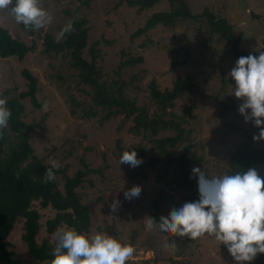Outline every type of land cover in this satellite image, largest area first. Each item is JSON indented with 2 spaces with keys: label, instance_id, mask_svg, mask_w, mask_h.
Instances as JSON below:
<instances>
[{
  "label": "rangeland",
  "instance_id": "1",
  "mask_svg": "<svg viewBox=\"0 0 264 264\" xmlns=\"http://www.w3.org/2000/svg\"><path fill=\"white\" fill-rule=\"evenodd\" d=\"M118 1L43 0V7L53 16V21L31 32L17 24L8 11L0 12V23L12 36L28 44L35 42L22 59L15 55L0 56V94L8 97L27 86V79L21 73L23 67L36 74V97L44 100V103L48 102L47 110H44V104L34 106L28 96L21 99L24 103L23 120L35 125L29 132L34 152L46 167L51 166L50 159L59 161L62 165L60 168L69 175L78 168H84L82 160L87 163L89 170L77 189L81 193V200L89 205L92 230L88 235L107 233L124 244L133 245L136 251L127 264H174L169 258L178 259L182 264H237L227 247L207 234L192 240L159 231L158 228L151 231L146 229L144 218L150 216L149 212L153 210L151 199L158 192L162 196L159 199L161 216H168L174 208L173 202H177L179 208L186 203L181 196L185 190L181 187L171 188L178 176L172 167L165 176L158 177L157 168L149 164L142 168L145 175L132 176L136 168L120 165L122 147L140 144L145 146L148 153H153L154 149L148 141L151 135L133 132L130 128L133 123L131 117L125 118L122 114L102 119L101 115L106 109L101 107L97 118L87 114L81 116L78 114L79 106H76L77 113L72 114L71 99H76L85 109L88 104L94 103L90 98V89L87 88V92V86L80 81L77 68L70 64L68 55L42 51V40L46 32H51L54 38H63L59 28L71 23L73 17L86 15L89 29L83 55L89 57L88 46L98 39V61L105 79L110 81L113 77L112 68L119 62L121 50H124V57L143 56V61L125 67L121 72V77L132 89L138 88L140 103L149 100L151 78L156 79L160 88H166L171 86L176 73H191L199 89L207 95L182 92L174 100L173 118L180 120L189 133L187 140L178 144L177 150L190 142L191 150L202 156L201 164H194V167L201 168L209 177L223 176L227 175L226 157L240 140H250L252 144L264 147V141L253 140L260 129L253 122L246 123L238 111L243 101L234 95L235 81L229 75L237 58L229 51L226 42L216 35L206 42L212 44L208 50H201L199 55L196 51V55H191L192 59L188 58L187 62L182 60V56L187 47L196 50L202 46L194 39L195 34H200L202 38L207 36L203 10L225 15L236 32L242 30L240 47L248 53L258 50L262 45L264 24L252 17L250 11H257L264 19V0H186L192 12L203 13L200 19H187L172 27L159 23L133 39H129L130 32L141 26L152 11L169 9L170 5L166 0H159L151 7L137 11L136 6L124 1L118 7ZM199 25L202 27L198 32ZM175 48H178L177 52ZM131 74L136 77L131 78ZM183 107H190L189 112H184ZM148 110L153 113L156 107L151 106ZM170 116L169 112L164 114V117ZM167 133L173 134L174 130L168 126L161 129L158 135ZM156 166H161V162ZM97 167L101 168V172L95 171ZM55 177L62 187L63 174L55 173ZM192 177L198 185V177L193 174ZM133 186L142 188L140 196L125 199L124 192ZM98 196L101 197L97 199ZM117 199L121 202L120 207L112 212L110 205ZM20 228V222H17L8 235L11 248L23 262H36L24 251L26 245L21 238ZM45 233V228L41 226L40 235ZM166 245L169 247L166 248Z\"/></svg>",
  "mask_w": 264,
  "mask_h": 264
},
{
  "label": "trees",
  "instance_id": "2",
  "mask_svg": "<svg viewBox=\"0 0 264 264\" xmlns=\"http://www.w3.org/2000/svg\"><path fill=\"white\" fill-rule=\"evenodd\" d=\"M123 1L128 5L136 6L137 11H141L151 7L159 0H119L116 5L121 6ZM166 1L170 5L169 9L152 11L141 26L130 32L129 39L144 33L156 24L160 23L172 27L177 22L183 23L187 19H200L204 13L207 36L202 38L200 34L194 35V39L202 46L196 50L187 47L182 56L183 61L187 62L188 58L192 57L191 55H196V51L199 55L200 52L202 53L201 50H208L212 44L209 45L206 42L213 35L226 42L229 51L237 59L249 54L258 56L260 51H264V34L261 47L248 53L239 45L243 34L242 30L236 32L233 23L225 15H216L209 10H203V13L192 12L186 0ZM250 15L257 18L259 23L264 24V19L257 11L251 10ZM87 20L86 15L79 18L73 17L70 33H65L63 38H54L51 32H46L42 40V51L68 55L70 64L77 68L80 81L87 86L85 87L86 90L87 88L90 89V98L94 103L88 104L85 109L81 107L79 102L75 101L76 99L73 101L71 99V113L76 114L78 111L76 106H79L78 114L81 116L87 114L89 117L97 118L98 109L101 107L106 109L105 113L101 115L102 119L118 114H122L125 118L131 117L133 121L130 125L131 130L144 134L149 133L151 136L148 137V141L154 149L151 154L147 152L145 146L140 144L120 149L119 157L124 151L135 150L138 158L143 160V163L136 167L131 175H145L142 168L146 164L157 168L158 173L156 175L158 177L165 176L166 172L173 167V172L178 177L171 188H183L185 192L181 196L185 202L197 201L199 191L198 185L192 177V169L194 164H201L202 156L197 155L195 150H191L192 144L190 142L186 143L179 151L177 150L178 144L187 140L189 133L180 120L173 118L174 100L182 92L202 93L197 80L189 72L176 73L170 87L160 88L153 77L149 82V100L140 103L138 88L132 89L130 84H127V81L121 77V72L125 67L134 66L143 61V56L137 54L124 57L122 56L124 50H121L119 62L112 68L114 75L108 81L104 78L105 73L98 61L100 57L98 39L93 40L88 46L89 57L83 55L89 29V26L86 25ZM20 25L26 29L22 23ZM64 27L65 25L60 27V31ZM201 27L202 25L198 26V32ZM34 44L35 42L28 44L24 40L12 36L7 28L0 23L1 57L15 55L18 59H22ZM178 48H175L174 51L177 52ZM21 73L27 79V86L18 91L17 94L6 97L7 107L11 110L12 116L8 128L0 137V264H51L54 259L53 249L57 244L55 233L58 230L74 228L87 235L92 230L89 205L81 200V193L77 189V186L84 180L89 167L81 159L84 168H78L72 175L65 173L62 168L54 170L55 173L61 172L63 174L62 187L56 180L49 183L44 182L43 177L47 167L43 160L35 154L34 147L30 143L29 132L35 125L23 120L24 103L21 99L26 96L30 97L32 104L36 107L43 106L44 100H38L36 97L38 87L36 74H33L27 67H23ZM135 77L134 74H131V78ZM202 94L207 95L205 92ZM70 96L72 95L70 94ZM192 104L196 106L193 101ZM223 105L225 106L224 102ZM151 106L156 107L153 113L148 110ZM183 108L184 112H189L190 107ZM166 112H169L171 116L164 117ZM168 126L174 130V133L159 136L158 132L168 128ZM158 162H161L159 167L156 166ZM225 162L227 175L242 173L255 167L258 173L264 177V147L252 144L250 140H240L226 157ZM95 171L101 172V168L97 167ZM100 197L98 196L97 199ZM161 197V192H158L151 199L153 210H150L149 215L154 217L157 222L161 217L159 209ZM173 204L174 208L179 209L177 202H173ZM17 222H20L21 238L26 245L24 251L35 258L36 262H23L11 248L12 242L8 235L11 234L10 232ZM41 226L45 228L46 233L44 235H40ZM169 259L174 264H182L178 259ZM252 264H264V254H259Z\"/></svg>",
  "mask_w": 264,
  "mask_h": 264
},
{
  "label": "clouds",
  "instance_id": "3",
  "mask_svg": "<svg viewBox=\"0 0 264 264\" xmlns=\"http://www.w3.org/2000/svg\"><path fill=\"white\" fill-rule=\"evenodd\" d=\"M8 11L17 24L36 31L52 23L53 16L43 7V0H0V12ZM72 23H68L60 35L70 33ZM235 81L234 95L243 102L239 113L245 122H253L259 128L256 142L264 141V51L259 55L249 54L237 59L230 71ZM7 98L0 94V137L8 128L12 116L7 107ZM48 102L44 103L47 110ZM50 167L44 173V182L55 180V171L62 165L50 159ZM120 165L136 168L143 163L135 150L124 151ZM198 177L199 199L186 202L179 209L173 208L168 217L161 216L159 222L154 217L144 218L147 230H156L188 237L192 240L206 234L225 245L237 264H252L259 254H264V177L257 168L234 175L209 177L199 167L192 169ZM140 186H133L124 192L127 200L138 198ZM121 202L114 200L110 208L116 212ZM57 244L53 249L51 264H127L136 251L131 244H124L107 233L89 236L74 228L58 230ZM166 248L169 246L166 245Z\"/></svg>",
  "mask_w": 264,
  "mask_h": 264
}]
</instances>
